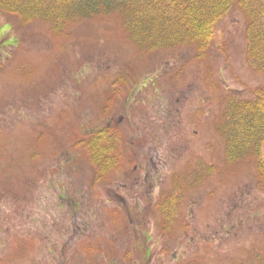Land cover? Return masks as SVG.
I'll use <instances>...</instances> for the list:
<instances>
[{
	"label": "rangeland",
	"instance_id": "rangeland-1",
	"mask_svg": "<svg viewBox=\"0 0 264 264\" xmlns=\"http://www.w3.org/2000/svg\"><path fill=\"white\" fill-rule=\"evenodd\" d=\"M71 13L0 9V264H262L264 189L216 127L229 97L264 88L242 12L205 54ZM105 128L95 149L121 162L101 173L87 146Z\"/></svg>",
	"mask_w": 264,
	"mask_h": 264
},
{
	"label": "trees",
	"instance_id": "trees-1",
	"mask_svg": "<svg viewBox=\"0 0 264 264\" xmlns=\"http://www.w3.org/2000/svg\"><path fill=\"white\" fill-rule=\"evenodd\" d=\"M234 7L246 18L248 63L264 75V0H0L1 10L26 20L42 16L55 22L74 10L83 17L117 14L127 38L144 50L194 44L199 54L209 50L217 23ZM254 95L229 97L216 127L225 141L227 161L253 160L264 189V88ZM112 135L105 128L94 134L93 144L88 143L98 172L114 170L121 162L113 149H95Z\"/></svg>",
	"mask_w": 264,
	"mask_h": 264
}]
</instances>
